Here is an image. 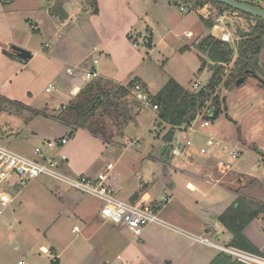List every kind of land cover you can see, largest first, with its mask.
Returning a JSON list of instances; mask_svg holds the SVG:
<instances>
[{
  "label": "rangeland",
  "instance_id": "1",
  "mask_svg": "<svg viewBox=\"0 0 264 264\" xmlns=\"http://www.w3.org/2000/svg\"><path fill=\"white\" fill-rule=\"evenodd\" d=\"M108 1H111V4L103 6L104 16L100 20H94V16L87 13V11L94 13L96 8L91 0H84L89 6V10H86L83 4L77 0L64 2L65 9L69 7L71 12L76 11L80 12V15L83 13L85 15L70 19L65 27L61 25L62 27L52 28L47 25L45 12H51L56 5V0H42V4L35 0H17L14 10L20 13H15V16L9 15V18L17 31H21L22 36L25 38L30 37L28 49L25 50L32 54V58L28 63L21 60L24 64H27L26 67L19 72L13 83L9 84V87H6L3 93H0V145L18 154L34 158H36L35 149L37 146H42L49 156L62 153V150L64 153L65 148L71 150L73 144L79 139L78 135L73 136L71 144L68 143L63 148H49V141L62 139V137L53 138V136L63 133L62 130L65 126L46 117L51 115V117L57 118L61 112H67L66 108H63V111L61 107L68 105L71 101H76L77 96L67 98L66 103L60 105L57 109L56 105L60 103L62 95L56 94L57 91L47 93L46 88L50 84H54L60 89L62 87L66 88L70 83V79L75 76L69 75L68 69L77 73L80 69L76 65L80 64V61H84L81 69L91 66L96 55H98L94 52V47L97 46L107 47V45L112 44L110 47L116 57L121 54V57L127 58L132 52L129 49L141 53L145 60L137 74L144 75L146 81L151 84L150 90L152 94L154 93L153 95H156L172 79L191 93L201 91L208 85L212 77L210 65L214 63L199 48L189 49L186 47L188 39L184 35V31L189 29V26L193 24L204 25L203 21L197 19L194 13H191L195 9L193 8L196 4L195 0H185L182 3L184 7L187 4L188 7L186 8L191 14H181L179 7L173 18L175 23L172 20L171 24L166 23L167 25L162 24L161 17L164 12L160 14L161 16L158 14L153 22L146 17H142L140 20L134 17L135 13L140 16L144 11L143 4H145V0ZM151 1L159 4L172 0ZM253 1H258L257 3L264 8V0ZM177 2L179 1L177 0ZM38 4H41L43 10H35L34 7ZM208 4L216 8L215 11L210 9V13L207 15L209 20L216 23L218 17H223L222 21L217 22L218 25L226 29L227 32L232 33L229 44L234 50V60H236L238 57V40L241 39L243 34L250 32L256 22L239 13L222 11L214 4ZM30 10L33 12V17L31 14L28 16ZM145 10L147 11V9ZM184 12L186 13V10ZM27 17L38 22V31L30 29L29 22L24 21ZM157 22L165 26V28H161L163 34H167L169 29H172L175 40L164 38L162 42L156 44L155 50L147 56L146 52L148 50L144 49V45L149 47L150 44V34L147 33V26ZM38 24H34V27H37ZM129 28L132 29L129 32L130 36L124 41L123 33ZM203 28L205 30L209 29L206 25ZM203 28L201 29L204 30ZM23 29L25 30L23 31ZM138 31L144 37L137 35ZM218 32L220 31L218 30ZM206 33L208 32L206 31ZM51 36L52 38H50ZM206 37L207 35L199 37V45ZM2 42L0 39V47H4L5 51L12 52L13 47H17L11 46L10 43L2 45ZM47 43L50 44L49 48L45 47ZM134 44H137L138 48H134ZM118 51L121 53H118ZM101 58V64L107 62L105 65L108 66V62L112 63V59H108L109 57H106V55ZM202 60L206 61L207 65L205 70L200 71ZM258 60L261 63V75L264 77V51L259 55ZM232 65L233 63L225 65L227 71L223 81L212 93V99L205 107L206 110L213 112L214 108L211 109L212 102L215 97H218L222 102V114L216 123L211 121L213 124L209 127L198 130V134L193 136L191 149H200L205 144L207 137H202L204 130H220L221 135L232 138L234 143L240 144V140L245 138L251 144H255L258 150L247 148L249 146L244 149L238 144L233 145L236 148L240 147L238 149L244 152V156L237 162L233 172L224 175L216 169L215 176L221 179L222 186L236 193L234 191H243V186L253 180L250 176L260 178L264 184V92L262 93L257 89L258 85L261 89L263 87L254 76L247 77L245 84L237 85L231 89L225 88L224 83ZM99 66L100 64L97 65V67ZM96 80L94 79L91 82ZM108 82L106 87L109 88L119 84L111 80ZM195 83H200L201 87L196 89L194 87ZM128 84H125V86ZM255 89L257 90L255 91ZM124 100L128 101V108H132V112L136 113L127 125L120 124L123 118L122 113H119V117L118 113L113 110L108 113L104 109L105 107L100 108L95 117L90 120V125L99 134L96 137L92 136L94 140H97L96 143H93L100 147V143L102 144V141H104L106 146L103 148L101 146L99 150L92 153L94 161L83 175L96 177L109 163H114L115 171L113 175L120 173L125 181L116 190V196L139 207H150L152 204L153 206L159 205L162 197L171 195L172 182L177 184L182 193H187L184 185L189 180L196 182L192 172L200 160L196 159L197 164L194 167L184 165L185 161L191 159L174 160L171 164H164L160 150L165 144L163 138L170 131L171 126L160 122L158 110L152 111L144 108L130 94ZM36 108H42L43 115L39 111L36 112ZM127 111H124V114ZM36 113L37 115L33 117ZM228 113L234 121L227 118ZM34 132L38 134L35 135ZM174 139L171 144L175 146L177 140ZM80 140L81 145L84 146L83 136ZM180 144L184 146V140H180ZM221 145H225V142L221 141ZM260 157L262 160H259ZM58 160H60V157ZM212 164L215 165L213 162ZM67 166V161L60 162L59 170L68 176H79L69 173ZM185 169L186 172H181ZM54 185L56 187L60 186L63 191L67 190L64 185L62 186V184L60 185V183L46 176L36 179L26 189L20 190V187H15L12 195H17L16 201L0 215V264H18L19 261L25 262V264H49L52 257L40 253L39 245L51 246L50 241H56L59 250L62 251L63 259H77V248L82 240L79 239V235L71 232L73 225L76 224V220L72 215L73 210L62 211L55 226L49 228L48 232L44 229L47 223L54 221L59 211L55 197L51 196V200L45 198V195L48 196L49 192L55 187ZM207 188L211 189V195L216 196L219 200L232 203V194L227 189L211 186H207ZM262 189L261 197L264 196V187ZM68 190H70V193H67V195L75 193L80 199L83 198L86 205L93 204L92 206L97 207L99 204V207H101V203L97 199L77 194L69 188ZM134 190H137L141 195V201H139L140 195L137 194V200L132 202L131 193ZM20 192L22 193L20 194ZM193 194L195 195L194 199L199 200V193ZM31 195L34 196V199L29 197ZM57 197L59 199V196ZM21 200H24L22 204H20ZM150 201L153 203L151 204ZM161 217L163 218L162 215ZM42 225L43 231L40 230ZM117 226L123 227V225ZM223 236L225 235H221L222 238ZM219 243L228 247L230 242L224 237V240ZM212 247H215V244Z\"/></svg>",
  "mask_w": 264,
  "mask_h": 264
},
{
  "label": "crops",
  "instance_id": "2",
  "mask_svg": "<svg viewBox=\"0 0 264 264\" xmlns=\"http://www.w3.org/2000/svg\"><path fill=\"white\" fill-rule=\"evenodd\" d=\"M35 1H38V3L42 4L41 2L42 0H35ZM69 1L70 0H66L65 2H69ZM107 1L108 0H98V10H99L98 14H94L89 11H87V13L93 15L94 20L102 19V16H104L103 6L111 4V1L108 2ZM172 1H166L165 3L158 4L155 1L145 0L144 2L145 4H143L144 11L140 16H138L134 12L135 13L134 17H136L137 20L142 19V17H146L147 19H149L150 21L152 20L153 22L154 18L158 16V14L159 16H161L160 14L164 12L163 16L161 17L162 24L167 25L166 23L171 24L172 20L175 23L173 18L175 17L176 12L178 11L177 8L179 9V7L181 14L188 15L194 13L197 19L200 20L201 17L205 19H209L207 15H209L210 9L211 10L213 9L214 11L216 10V8H214L213 6L209 4H205L203 7H200V9L199 7H197L196 9H194V12L189 13L188 8H186L188 7L187 4L186 7L182 5L183 1L185 2V0H178L179 2H177V0H172ZM188 1H192V0H188ZM16 3L17 0H0V39L3 41L2 45L6 43H10L12 44L11 46H17L25 50L28 49L30 43V37L25 38L24 36H22V34L20 33L21 31L19 30L17 31V28L14 27L13 23L9 18V15L15 16L16 15L15 13L19 12L17 10H14ZM41 4L35 6L34 7L35 10L42 9ZM145 9H147V11ZM183 9L184 11L186 10V13L182 11ZM31 10L28 11V16L31 14L33 17V12ZM66 11L68 12L69 17L64 21H61L58 16H52L48 11L45 12L47 25L52 28L61 25L65 27L67 26V23L70 21V19H74V18L76 19L81 15L82 16L85 15V13L80 15L79 14L80 12H76V11L71 12L69 7L66 8ZM40 12H36V13H40ZM24 21L29 22L30 29H32L33 31L35 28L34 26L38 24L37 21H32V19L28 17L25 18ZM217 22L214 23L213 25L214 27L206 30L203 28L205 24L203 26L199 24H195V25L193 24L189 26L188 27L189 29L184 31V35L188 39V45H186V47H188L189 49L195 47L197 48V46L199 45L198 42L199 37H203L205 35L207 36L212 35L215 38L220 39L223 33L218 32L219 33L218 34L217 31L218 29L223 30L224 28L219 26ZM217 25L219 26L218 29L216 28ZM37 28L39 30V24ZM161 28H165V26L160 25L158 22L156 24H151L150 26H147V33L150 34L149 47L144 45L145 47L144 49L148 50L146 52L147 56L150 55V53L155 50L157 46L156 44L162 42L164 38H167L169 40H175V36L172 33L173 32L172 29H169L168 33L167 34L164 33L165 34L164 35ZM201 28H203L204 30H202ZM24 30L25 29H23V31ZM131 30L132 29L129 28L123 33L124 41H126V38L130 36L129 32ZM206 31L208 33H206ZM23 33L25 34V32ZM226 33L232 36V33L227 32V30ZM137 35L144 37V35H142L141 32L139 31ZM50 38H52V36ZM47 44H45V46ZM111 45L112 44L107 45V47H102V46L94 47V52L98 54L96 55L94 60H98L99 62L98 65L100 64L99 67L95 66L93 64L94 63L93 61L91 66H86V68L81 69V65L84 63V61H80L79 62L80 64L76 65V67L79 68L80 70L78 69L79 71L73 74L75 76L72 79H70L69 85L66 86V88L62 87L61 89L57 87L56 94L62 95V97L60 98L61 99L60 103L56 105L57 109L60 107V105L66 103V101L68 100L67 98H70L72 96L73 97L77 96L83 88H85L89 83H91V81L89 82L85 78L86 72L90 70H96L99 74V78H105L107 80H111L121 85H125L130 81H132L133 79L137 78L143 84H145L149 89L151 88L150 87L151 84L148 81H146L144 75H142L141 73L137 74L138 70H140V68L143 66L145 57L143 58V55L137 52L136 50L134 51L130 49L129 51L132 52L127 56V58L121 57V54H118V56L116 57L110 47ZM133 46L134 48H138L137 44H134ZM118 53L121 52L118 51ZM99 55L101 57H104L106 55V57H109L108 59L110 60L112 59L111 60L112 63L110 64L108 62V66L105 65L107 62L101 64L100 59L102 58ZM21 60L22 59H20L17 56L15 51L12 52H9L8 50L5 51L4 47H0V93H3V90L6 87H9V84L13 83L14 79H16V77L19 75V72L26 67L27 65L26 63H28L30 59L26 60L25 64L22 62L23 60L22 61ZM203 70H205V68ZM246 82L247 81H245V83ZM258 86L259 87L257 89H259L263 93L264 88L261 89L260 85ZM257 89H255V91ZM41 110L42 108H36V112L39 111L40 113ZM41 114L43 115V112H41ZM36 115L37 113L33 115V117H35ZM46 118L51 120L53 119L65 126L62 130L63 133H60L58 135L56 134L53 136V138H58V137L63 138L73 133L72 129H76V132H74L73 136L78 135L79 139L77 140V142L73 144L71 150L65 148L64 153L62 150L61 154L67 156L68 159L67 171L69 173L76 175H83L84 173H86L89 167L91 166L92 162L94 161L92 153H95L97 150H99L101 146L102 148L106 146L105 142L101 140L102 144L100 143L101 146L99 147L97 144H95L97 140L93 139V137L94 136L96 137V135L92 134L90 131L83 128H77L68 125L57 118H53V116L51 117V115ZM227 118H229L231 121H234V119L230 117L229 113L227 114ZM218 119L214 122L216 123ZM211 124H213V122ZM221 133L222 132H220V130L218 131L204 130V134H202L203 135L202 137L208 138L210 136H215L217 140L223 141L225 142V144H228L229 146L238 144V143H234L232 138H229L226 135L225 136L221 135ZM34 134L37 135L38 133L34 132ZM82 136L85 140L84 146L81 145L80 139ZM176 136L177 133L175 134L174 138ZM72 137L69 141V144H71ZM239 143L241 145L238 144V146H242L244 149H246V146H249L247 148L258 150L255 144H251L245 138L241 139ZM36 148H40L43 150V157H44L43 159L51 158L56 154H59L56 153L53 156H49L47 152H45L42 146H37ZM197 151L198 149L193 150L192 152L193 157L191 158L190 161H185L184 164L185 166L188 165V167L190 165L194 167L197 164L196 159L200 160V162L196 165V168H194L192 172V176L194 179H196V182L191 180L186 181L184 186L185 189L187 190V193L184 192L182 193L178 188L177 184L175 182H172L171 195L168 197L171 199V201L163 209L161 215L166 221L170 222L175 226H178L188 232L199 234V236L206 237L213 244L217 246L226 247L221 245L219 242L221 240H224V237L226 240L231 242L232 235L220 222L221 215L225 213V211L237 200L238 196H241L249 201L250 200L254 201L260 205H264V196L261 197L263 190L262 187H264V184L260 178L250 176V178H252L253 180L249 182V184L246 183V185L243 186V191H239V192L234 191L236 193H233L231 189L229 190L228 188L223 187L221 184V179L218 176H215L216 174L215 160L221 158L220 152L217 151L215 155V159H208L201 156L200 154L198 155ZM86 152L89 153V155H87ZM29 157L36 160H41V158L36 155H35L36 158L32 156ZM259 160H262V158L260 157ZM173 161L174 160H172V162ZM212 162L215 163V165H213ZM171 163H164V164H171ZM181 172L183 173L186 172V169ZM88 177H93V176H88ZM124 182L125 181L122 179L120 173H115L113 175L112 185L115 188V190L120 188V186ZM207 186H211L213 188H220L224 190L227 189L228 191H230L233 199L232 203L231 204L225 203L224 200L221 201L216 196L211 195V189H208ZM15 187L19 188L20 186L14 180L13 184L11 185V193L14 192ZM23 189L26 188L21 189L20 187V190ZM66 189L67 190L63 191L60 186L59 187L55 186L49 192L50 197L49 195L48 196L45 195V198L49 200H51V196L56 198L57 208L59 210L58 213L60 212V214L58 215L57 213L56 215L57 217L54 219V221H52V223H47L44 229L45 231L48 232L49 228L55 226V224L58 222V218H60V215L62 214V211L65 212V210H73L72 215L76 220L75 221L76 224L73 225L71 232L73 234L79 235V239H81L82 242L78 245L77 248V252H78L77 259L76 258L63 259L62 251L59 250L56 241L55 242L50 241L51 246L48 245V247L43 246V244H40L39 245L40 253L52 257L49 264H211L215 260V258L222 252L216 247L195 243L193 240L185 236L176 234L172 231H169L166 228L157 225L148 226L145 229L143 235L137 238L125 226L118 227L117 225L109 221L103 220L100 216V210L102 207L101 202H100L101 207H99V204L97 207L92 206L93 204L86 205V203H84L83 198L80 199L78 196L75 195V193H73V195H67V193H70L69 192L70 190H68L67 187ZM139 192L137 190L132 191L131 193L132 202H135L137 200L138 197L137 194H139ZM21 193L22 192H20V194ZM193 193H199V200L194 199L195 195ZM57 196H59V199ZM29 197L34 199V196L32 195ZM139 197H140L139 201H141L142 199L141 195ZM14 198L16 201L17 195H14ZM151 200L153 201L152 197ZM23 201L21 200L20 204H22ZM152 201H150L151 204L153 203ZM263 223H264V214H261L260 218L254 220L244 231L245 236L261 251L262 256H264V224ZM76 228L78 229L77 231H75ZM40 230L43 231V225L41 226ZM221 235H225V236H223L222 238ZM45 252L48 253L45 254ZM20 262L22 261H19L18 264Z\"/></svg>",
  "mask_w": 264,
  "mask_h": 264
},
{
  "label": "trees",
  "instance_id": "3",
  "mask_svg": "<svg viewBox=\"0 0 264 264\" xmlns=\"http://www.w3.org/2000/svg\"><path fill=\"white\" fill-rule=\"evenodd\" d=\"M91 1L96 7L94 14H98V0ZM195 1L196 4L193 7L195 9L211 3L222 11H232L254 20L256 25L251 28L250 32L243 34L241 39L238 40V57L236 60H234V50L230 44L212 35H208L202 40L200 45L197 46V48H199L201 52L207 54L210 61L214 63L210 65L212 77L205 89L196 93H191L177 81L172 79L156 95L152 94L154 103L159 107L158 119L162 124L171 126L170 131L163 138L165 143H171L178 128L193 122L198 113L206 107L207 103L212 99V93L215 92L217 86L223 81V77L227 71L225 65L233 63L230 71H228L227 80L224 83L225 88L231 89L237 86V82L240 79L244 78L246 81L247 77L254 75L261 79L260 83L264 88V77L261 75V63L258 60L259 55L264 51V19L252 18L251 16L235 11L214 0ZM238 1L260 6L257 3L258 1ZM201 20L208 28H212L214 25L209 19L201 17ZM206 65L207 62L202 60L200 71H203ZM108 81L110 80L98 78L96 81L89 83L77 95L76 101H71L68 105L61 107L62 110L65 107L67 112H61L57 119L73 127L86 129L99 136L97 133L98 131L90 125V120L95 117L100 108L105 107L104 109L108 113L113 110L118 113L119 117V113H122L123 118L120 124L124 126L127 125L136 113L134 114L132 112V108H128V101H125L124 98L130 94L129 89L132 88L136 82H142L135 78L130 81L127 86L117 84L113 88H109L106 87L107 83H109ZM143 85L147 88L145 84ZM211 107V109L214 108V111L207 113L206 119L216 121L223 111L222 102L218 97L213 99ZM128 109L130 112L127 111ZM124 111L127 112L124 114ZM72 131L73 133L70 134L71 137L74 135V132H76V129H72ZM261 214H264V205L246 200L241 196L237 197V200L220 217V222L232 235L229 247L262 256L261 251L244 234L245 229L254 220L260 218ZM211 264L242 263L234 260L225 252H221Z\"/></svg>",
  "mask_w": 264,
  "mask_h": 264
},
{
  "label": "built area",
  "instance_id": "4",
  "mask_svg": "<svg viewBox=\"0 0 264 264\" xmlns=\"http://www.w3.org/2000/svg\"><path fill=\"white\" fill-rule=\"evenodd\" d=\"M223 17H219L221 21ZM216 28H219L217 25ZM38 31V28H34ZM223 33L220 39L230 43L231 35L226 31L218 29ZM50 47V44L45 46ZM98 60H94V65H98ZM69 75L73 76L74 72L68 69ZM99 74L96 70L87 71L85 78L87 81L98 79ZM196 89L200 88V83H195ZM131 96L140 103L144 108L157 111L159 107L153 101L151 90L145 87L142 83L136 82L129 89ZM57 87L50 84L46 88L47 93L56 92ZM65 108V107H64ZM210 111L202 109L195 120L190 124L182 125L178 128L177 144H171L169 155L173 156V160L191 159L193 157V136L198 134V130L207 128L211 125V120L206 119V114ZM70 134L63 137L59 141L48 142L49 148H63L69 143ZM180 140H184V146H181ZM220 152L221 158L215 160L216 169L222 174H228L234 171L236 163L242 159L244 152L238 148L229 146L228 144L221 145V141L215 136L207 138L205 144L198 149L197 153L208 159H215L216 153ZM35 155L41 160H36L21 154H18L2 145H0V215L4 213L15 201L11 193V185L14 180L21 188H26L29 184L40 178L49 177L54 181L66 186L78 194L90 196L102 203L100 216L103 220L109 221L115 225L125 226L134 236L141 237L148 226L157 225L168 229L176 234L185 236L195 243L213 246L212 242L203 236L190 233L178 226L171 224L161 217V211L171 201L170 198L164 196L157 206L139 207L133 203L124 201L116 196V190L112 185L113 173L115 164L109 163L105 169L101 170L96 177H88L79 175L76 177L63 174L59 170L60 162H66L67 156L61 153L56 154L51 158L43 159V150L35 149ZM60 157V160L58 158ZM78 229L76 228L75 231ZM216 248L231 256L234 260L242 264H264V256L256 255L246 251H242L233 247H222L215 245ZM48 252H45L47 254ZM19 264H24L20 262Z\"/></svg>",
  "mask_w": 264,
  "mask_h": 264
},
{
  "label": "water",
  "instance_id": "5",
  "mask_svg": "<svg viewBox=\"0 0 264 264\" xmlns=\"http://www.w3.org/2000/svg\"><path fill=\"white\" fill-rule=\"evenodd\" d=\"M66 0H59V2L52 8L50 14L52 16H58L61 21L66 20L69 17L68 12L64 8L63 4ZM83 6L86 10H89V6L87 3L84 2V0H77ZM224 6H227L235 11H238L240 13H243L247 16H251L252 18H260L264 19V8L260 6H255L246 2L238 1V0H214ZM13 51L17 54V56L22 59L23 61L31 59L32 55L30 52L19 48V47H13ZM254 77L257 80H261L258 76ZM245 82V79L242 78L237 82V85H241ZM171 148V143H165L160 150V155L162 156V160L164 163H171L173 160V156L169 155Z\"/></svg>",
  "mask_w": 264,
  "mask_h": 264
},
{
  "label": "flooded vegetation",
  "instance_id": "6",
  "mask_svg": "<svg viewBox=\"0 0 264 264\" xmlns=\"http://www.w3.org/2000/svg\"><path fill=\"white\" fill-rule=\"evenodd\" d=\"M59 2V0L56 1V4Z\"/></svg>",
  "mask_w": 264,
  "mask_h": 264
}]
</instances>
